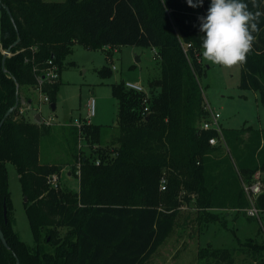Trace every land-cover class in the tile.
Masks as SVG:
<instances>
[{
    "label": "trees",
    "instance_id": "16d2710c",
    "mask_svg": "<svg viewBox=\"0 0 264 264\" xmlns=\"http://www.w3.org/2000/svg\"><path fill=\"white\" fill-rule=\"evenodd\" d=\"M209 3L193 8L187 0H0V228L8 245L0 238V264H145L174 231L185 204L197 209L205 226L221 223L212 210L249 206L242 184L264 174V130L225 129L221 123L227 151L223 144H210L219 137L216 131L201 128L211 115L199 82L204 68L198 17ZM249 8L262 14L241 62V88L264 92V5L253 8L249 0ZM75 45L90 51L149 48L156 51L159 71L149 82L148 115L144 94L125 82L113 86L119 102L117 147L74 155L81 164L79 192L50 187L49 176L61 168L41 162L42 138L50 127L21 116L20 103L15 108L24 91L36 93L34 66L52 61L62 74ZM100 74L110 77L112 71L105 67ZM60 84V79L44 83L52 104ZM74 135L77 147L79 136L105 145V129L86 121ZM8 163L19 175L34 246L14 229ZM258 206L264 209V193ZM238 246L209 244L199 258L202 264H234L239 251L246 255L243 264H264L263 238Z\"/></svg>",
    "mask_w": 264,
    "mask_h": 264
},
{
    "label": "rangeland",
    "instance_id": "374dc122",
    "mask_svg": "<svg viewBox=\"0 0 264 264\" xmlns=\"http://www.w3.org/2000/svg\"><path fill=\"white\" fill-rule=\"evenodd\" d=\"M107 54H111V62H108ZM154 57L155 53L152 49L137 46L98 51H90L81 45L74 46L73 52L66 59L65 68L60 77L56 110H52L50 103H43L40 108L43 120L49 118L54 120L53 125L49 126L50 132L42 138L41 162L61 167L59 174L61 189L80 191L81 166L74 159L76 153L82 151V154L84 152L89 155L101 148L113 150L117 147L113 143L118 136L119 102L113 96V86L121 82H139L140 80L148 88L149 82L159 73L154 65ZM137 58L140 62H137ZM201 60L204 72L199 77V82L205 102L214 112L222 115L220 123L224 128L241 129L251 126L264 130V92L241 88V62L225 66L207 61L203 57ZM105 67L112 71L110 77H103L100 74ZM149 72L152 76L150 74L148 76ZM29 99L33 107L40 106L39 95L31 91L22 93L20 106L23 108L29 106ZM92 99L95 100V116L87 120L88 105ZM20 115L34 121L32 111H20ZM77 120L82 122L87 120L90 124L103 127L105 129L103 144L105 145H91L79 136L77 147L74 135L77 127H71ZM75 169L76 173H74ZM7 170L16 219L14 229L26 244L34 246L17 169L14 164L8 163ZM243 210H212L222 218L221 223L205 226L200 223L197 209L185 204L181 208L174 231L145 264H202L199 250L209 244L217 249L234 250L239 247L238 244L251 239L260 242L263 237L258 223L250 220ZM65 231L62 229L63 233ZM245 258L246 255L237 251L234 264H243Z\"/></svg>",
    "mask_w": 264,
    "mask_h": 264
},
{
    "label": "clouds",
    "instance_id": "9594fccd",
    "mask_svg": "<svg viewBox=\"0 0 264 264\" xmlns=\"http://www.w3.org/2000/svg\"><path fill=\"white\" fill-rule=\"evenodd\" d=\"M259 9L264 0H250ZM193 8L204 0H187ZM261 12L249 8V0H210L206 14L200 15L202 57L225 66L242 62L250 50L253 33L258 31Z\"/></svg>",
    "mask_w": 264,
    "mask_h": 264
},
{
    "label": "built area",
    "instance_id": "2783aa9c",
    "mask_svg": "<svg viewBox=\"0 0 264 264\" xmlns=\"http://www.w3.org/2000/svg\"><path fill=\"white\" fill-rule=\"evenodd\" d=\"M32 50L34 53L36 52L35 48H32ZM153 52L156 54L155 50H153ZM3 53L5 54L6 51H3ZM9 56H11V54H9ZM26 61L29 62L28 59ZM33 71H34V74L38 82L36 93L39 95L40 106L38 108H35L32 106L31 104L32 102H29V106H27L26 108H23L22 106H20V111L22 112L32 111L34 112L33 116H35L36 114H41V109H40L41 104L50 103L52 105L49 99V96L45 94L43 91L44 83L46 81L48 82L58 81L61 77V73H60L59 66L56 64H53L52 61H49L48 66L45 68H41L39 67V65L34 66ZM43 77H45V79H43ZM125 86L129 90H134L136 92L144 94L145 108H144L143 114L148 115L150 113L149 101L151 99L150 91H148V88L145 87L140 80L139 82H125ZM88 108L89 110H88L87 120H90L91 118L95 116V100L94 99L90 100ZM206 109L210 112L211 116H210V120L204 122L203 125L201 126L202 130L216 131L219 134V137H214L210 139V144L212 146H218V145L223 144L228 150L226 141L222 133L221 123H220V119L222 117L221 114L219 112H214V110L210 107L209 104H206ZM87 120L86 122H88ZM53 122H54L53 118H49L48 120L42 119L40 122H37V123L41 125L43 124L44 126H52ZM83 124L84 122L77 120L74 123V127L81 129ZM100 164H101V161L98 160L97 165H100ZM48 184L54 190L60 189L61 187L60 175L57 173L50 175L48 178ZM242 185H243L244 192L247 196V199L249 201V206L245 208L243 211L246 212V214L250 218L255 219V221L258 223L259 231L261 232V235L264 239V209L258 206V199L264 193V174L261 171H259L255 175L254 183H252L251 185L243 183ZM162 190H166L165 180H163L162 182Z\"/></svg>",
    "mask_w": 264,
    "mask_h": 264
},
{
    "label": "water",
    "instance_id": "95a60500",
    "mask_svg": "<svg viewBox=\"0 0 264 264\" xmlns=\"http://www.w3.org/2000/svg\"><path fill=\"white\" fill-rule=\"evenodd\" d=\"M11 17H12V16H11ZM20 40H21V39H20V37H19L18 40L14 43V46H17V44L20 42ZM9 54H11V49H9V50L6 51V53H5V58H4V62H5V59L7 58V56H9ZM137 62H140V59H139V58H137ZM43 79H45V77H43ZM19 103H20V100H19V98H18V101H17V104H16L15 108H17V107L19 106ZM15 108H14V109H15ZM19 108H20V107H19ZM51 108H52L53 111H55V110H56V105H55V104H52V105H51ZM14 109H11V110H9V111L7 112V114H6V118H8V117L11 115V113L13 112ZM148 118H149V117H147V119H148ZM39 120H40V118H38V122H40ZM3 123H4V121L0 124V131H1V128H2ZM5 217H6V221H7V208H5ZM0 238L2 239L3 243L5 244V246H8V245H7V241H6V239H5V236H4V234H3L2 230H1V228H0Z\"/></svg>",
    "mask_w": 264,
    "mask_h": 264
},
{
    "label": "crops",
    "instance_id": "0c3cea01",
    "mask_svg": "<svg viewBox=\"0 0 264 264\" xmlns=\"http://www.w3.org/2000/svg\"><path fill=\"white\" fill-rule=\"evenodd\" d=\"M107 48L109 49L110 47H107ZM118 49H120V48H118ZM38 118H40L39 121H41L43 119L42 116H41V114H36L35 116H33L34 121H31V120H29V121L30 122H33V123H36V122H38ZM71 127H74V126H71ZM69 175H71V174H69Z\"/></svg>",
    "mask_w": 264,
    "mask_h": 264
}]
</instances>
